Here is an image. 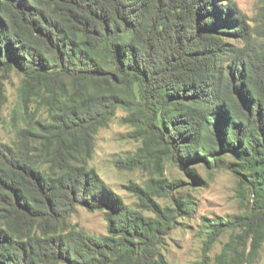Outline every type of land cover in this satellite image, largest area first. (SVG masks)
<instances>
[{"label":"trees","instance_id":"1","mask_svg":"<svg viewBox=\"0 0 264 264\" xmlns=\"http://www.w3.org/2000/svg\"><path fill=\"white\" fill-rule=\"evenodd\" d=\"M259 5L255 32L232 0H0V72L21 78V124L0 143V264H166L161 247L191 205L174 199L185 184L165 178V162L198 184L196 166L230 170L246 206L203 218L195 264L224 234L214 264H254L264 245ZM118 110L140 146L115 167L151 174L125 188L137 210L89 165ZM78 208L103 212L106 235L72 225Z\"/></svg>","mask_w":264,"mask_h":264},{"label":"rangeland","instance_id":"2","mask_svg":"<svg viewBox=\"0 0 264 264\" xmlns=\"http://www.w3.org/2000/svg\"><path fill=\"white\" fill-rule=\"evenodd\" d=\"M241 12L246 16L248 24L255 30L260 31L261 23H258L259 0H232ZM21 78L11 72L3 75L0 72V88L4 92V100L0 104V143L10 144L14 139L15 125L21 124L19 120V102L17 89ZM125 113L121 110L116 112L106 129H101L95 138V150L89 165L96 169L101 179L108 185L124 203L131 209H138L137 197L125 188L134 183L144 186L151 174L141 170H119L114 165L115 158L124 157L135 152L140 143L127 138L130 127L121 123ZM192 167V166H191ZM200 176V184L194 183L178 167L169 162L164 163V176L169 181L180 180L185 184L180 192L174 193V199L186 198L191 205L189 210L181 215L173 231L166 237L161 247L166 264H195L201 259L203 241L202 220H212L216 217L243 214L246 211L236 196L235 176L228 169L206 171L202 167H195ZM156 202L161 206L172 207L174 202L171 198H157ZM146 216L151 214L144 211ZM70 223L80 229L96 236H105L106 222L103 212H88L82 208L76 209ZM228 234H224L216 243L209 254V263L214 264V258L220 253L222 245L227 241ZM254 264H264V245Z\"/></svg>","mask_w":264,"mask_h":264}]
</instances>
